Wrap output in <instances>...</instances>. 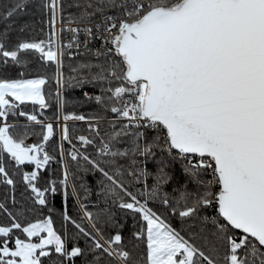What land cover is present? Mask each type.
I'll return each instance as SVG.
<instances>
[{
  "label": "snow or ice",
  "instance_id": "6c2138e0",
  "mask_svg": "<svg viewBox=\"0 0 264 264\" xmlns=\"http://www.w3.org/2000/svg\"><path fill=\"white\" fill-rule=\"evenodd\" d=\"M0 264H264V0H0Z\"/></svg>",
  "mask_w": 264,
  "mask_h": 264
},
{
  "label": "trees",
  "instance_id": "16d2710c",
  "mask_svg": "<svg viewBox=\"0 0 264 264\" xmlns=\"http://www.w3.org/2000/svg\"><path fill=\"white\" fill-rule=\"evenodd\" d=\"M37 22H38V21H37ZM66 96H67V100L69 101V103H68V105H67L68 110H69V111H75L76 109H75V106H74L73 101H74L76 98H78V96H79V89H75V88H73V89H68ZM86 178H87V180H88L91 184H93V185L95 184V180H94V178H93L91 175L87 176ZM57 207H59V197L57 198ZM69 207H70L72 210H74V205H72L71 202H69ZM129 223H131V219H129Z\"/></svg>",
  "mask_w": 264,
  "mask_h": 264
}]
</instances>
